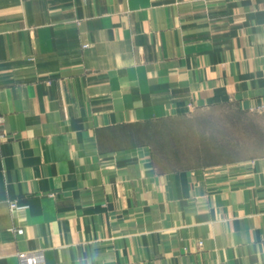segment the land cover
<instances>
[{
    "label": "crops",
    "instance_id": "crops-1",
    "mask_svg": "<svg viewBox=\"0 0 264 264\" xmlns=\"http://www.w3.org/2000/svg\"><path fill=\"white\" fill-rule=\"evenodd\" d=\"M224 103L264 119V0H0V264H264V152L111 146Z\"/></svg>",
    "mask_w": 264,
    "mask_h": 264
},
{
    "label": "rangeland",
    "instance_id": "rangeland-1",
    "mask_svg": "<svg viewBox=\"0 0 264 264\" xmlns=\"http://www.w3.org/2000/svg\"><path fill=\"white\" fill-rule=\"evenodd\" d=\"M143 144L165 168L225 163L264 152V119L224 103L111 131V146Z\"/></svg>",
    "mask_w": 264,
    "mask_h": 264
},
{
    "label": "built area",
    "instance_id": "built-area-1",
    "mask_svg": "<svg viewBox=\"0 0 264 264\" xmlns=\"http://www.w3.org/2000/svg\"><path fill=\"white\" fill-rule=\"evenodd\" d=\"M11 209L17 210L18 203L17 200L13 199L9 202ZM18 233H23V229H16ZM20 264H45V253L43 249H36L30 251H23L18 254Z\"/></svg>",
    "mask_w": 264,
    "mask_h": 264
}]
</instances>
